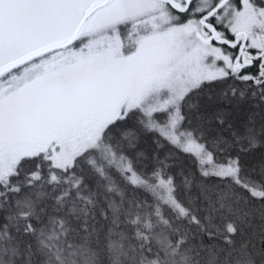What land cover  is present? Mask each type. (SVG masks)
I'll return each instance as SVG.
<instances>
[{
    "label": "snow or ice",
    "instance_id": "obj_1",
    "mask_svg": "<svg viewBox=\"0 0 264 264\" xmlns=\"http://www.w3.org/2000/svg\"><path fill=\"white\" fill-rule=\"evenodd\" d=\"M0 264H264V0H0Z\"/></svg>",
    "mask_w": 264,
    "mask_h": 264
}]
</instances>
